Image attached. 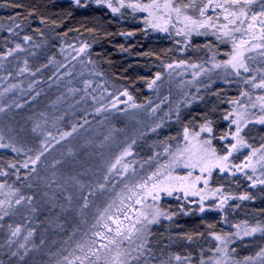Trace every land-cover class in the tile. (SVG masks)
I'll list each match as a JSON object with an SVG mask.
<instances>
[{
  "label": "trees",
  "instance_id": "16d2710c",
  "mask_svg": "<svg viewBox=\"0 0 264 264\" xmlns=\"http://www.w3.org/2000/svg\"><path fill=\"white\" fill-rule=\"evenodd\" d=\"M197 1L196 8L186 10L187 14L194 18H199ZM180 2L187 4L189 0H180ZM81 4L83 6H77L73 0H0V78L5 79L8 85L15 83L17 88L22 83L21 90L24 94L20 99L24 104L35 105V122L40 118L38 112L42 110L41 108L56 102L61 96L63 87L70 91L76 89L86 92L87 105L92 104L97 97L103 99L100 97L102 92L114 98L122 97L121 93L124 90L132 96L133 102L145 104L154 98L155 89L162 85L161 80L166 78L167 64L181 60L206 64L213 53L216 54L220 46L224 45V42L216 40L212 35L193 34L190 45L185 48L183 36H176L170 28L167 33L151 28L144 23L146 18L144 14L133 12L128 8L113 14L110 8L98 5L95 0H81ZM260 10V0H257L251 6V12ZM212 17L216 20L214 16ZM217 23L225 22L218 20ZM89 29L92 31H88ZM129 32L134 35H121ZM25 36L31 39L26 41ZM177 40L181 43L177 44ZM84 43L90 46L84 53H73ZM230 43L229 41L226 44ZM205 44H210L211 48H205ZM17 45H20V49H17ZM67 51L70 55L66 53ZM157 73L161 74V79L149 88L148 83ZM242 75L245 74L241 71ZM241 76L239 80L235 78L237 76H233L226 81L233 80L232 82L238 85L241 83H239ZM86 83L90 86L86 87ZM242 84L241 90H246L247 87ZM222 85L220 78L211 77L201 80L199 88ZM168 92L166 91L165 95L159 93V101L171 95ZM190 96L193 94L190 93ZM15 97L17 101L20 96L15 95ZM206 101H210V98L206 99L205 103L197 102L185 110L181 109L180 114L185 113L190 117L200 118L201 121L211 119L214 144H216V139L222 135L221 131L225 130L223 129L225 124L222 113L216 111L218 104L210 103L213 106H208ZM13 103L14 101L11 102ZM91 104L87 107H91ZM21 111V115L17 113L13 117V122L32 119L33 114L29 106H25ZM81 116L78 115L77 119ZM87 116L92 118L89 114ZM182 120L177 121L179 127L185 125ZM17 126L15 123L14 126L11 125L12 133L16 137H18ZM140 140L136 143V147L143 148L144 145ZM11 142L14 146L17 145L15 140ZM4 150L10 155L11 160L0 166V172L7 173L0 175V184L5 185L3 188L5 190H9L10 186L13 197L10 214L0 220V264H42L23 249L29 246L31 239L29 232L32 233V240L35 239L37 229L40 231L42 226L49 224V221L61 210L57 206H52L49 201H45L49 200L46 198L49 195L45 196V194H41L43 199L38 202L21 201L19 205L15 204L19 196L36 197L39 185L30 178L32 165L28 163V167L23 168L20 161L24 159L25 154L29 156V151L15 154L11 148ZM137 159L147 160L146 157ZM10 164H15L16 167H9ZM244 179L236 181L229 176L218 181L213 179V186L222 188L225 195L238 197L247 192L254 197L245 201L229 199L225 212L219 215H214L215 212L201 215L199 209L195 207H184V212L188 213L185 215L176 206L162 205L163 210L177 215L172 220L160 221L149 231L148 246L152 249V255L147 258L151 260V264H160L161 260L168 261L169 257L176 254L182 257L191 254V264H199L201 256L207 258L211 252L209 251L212 249L210 233H223L221 230L223 225L227 233L232 228L230 232L232 233L233 225L245 221L249 225L258 221L264 223V187L248 188L247 184H244ZM17 189L18 192L15 191ZM9 225L13 228L20 226L21 232L15 237L11 236ZM208 225L214 227L209 228ZM67 231L69 232L70 229L67 228ZM200 233L203 235H198ZM23 234L27 237L26 245L25 242L20 244ZM185 234L192 235L193 241L188 242L183 239ZM10 239L11 244H9ZM21 245L25 246L21 247ZM262 247H264V236L259 233L240 240L234 239L229 246L230 249H235L233 255L239 260H243L246 256H254ZM13 252L17 255H12ZM20 256H23V259H20ZM144 259L145 257H141L138 264H144Z\"/></svg>",
  "mask_w": 264,
  "mask_h": 264
},
{
  "label": "rangeland",
  "instance_id": "374dc122",
  "mask_svg": "<svg viewBox=\"0 0 264 264\" xmlns=\"http://www.w3.org/2000/svg\"><path fill=\"white\" fill-rule=\"evenodd\" d=\"M125 2H128V0H125ZM132 2H135V0H132ZM204 2L206 3L207 0H204ZM113 3L118 6L116 0H113ZM197 3L199 8L201 0H198ZM137 12L147 17V13ZM255 12L258 13L259 11ZM206 15H212L215 18L219 16L220 21L226 22L224 20L225 13L221 9L213 11L209 8ZM177 27H182V25L177 24ZM169 28L175 32V29L171 28V26ZM256 32L259 35L258 26ZM235 36L240 39L242 33L239 32ZM243 38L250 39V36L245 34ZM256 43H260V41L257 40ZM223 44L215 54L216 63L228 59L225 53L231 52V43L229 45ZM78 49L73 53L78 52ZM261 51L264 50L257 48L247 53L248 56L252 57V59L247 61L251 71L245 73L241 70L245 75L241 76L242 79L239 81L241 83L238 85L236 82H232L233 80L223 82L227 78H233L236 75L230 68L227 70L213 68L212 64L214 61L212 58L207 60L206 64L185 61V65L175 67L177 62L173 64L174 67L172 69H166L168 73L166 78L161 80L162 85L155 89L154 98L145 104H136L133 100H128L126 96H115L112 98L107 93L102 92L100 97L103 99L97 97L92 104L90 103L91 107H87L90 104H86V92L76 89L70 91L63 87L61 96L56 102L41 108L42 110L38 112L40 118L36 122L35 105L32 103V105L29 103L24 104L21 101L22 99H20L22 98L21 95L24 94L23 90H21L23 89L21 87L22 83L19 89L14 82V84L8 85L5 79L1 80L0 78V109H2L0 111V136L3 137L0 143L14 145L11 140H15L17 142L15 147L21 149L19 153L29 151V156L25 154L24 159H20V161L23 165L25 162L30 163L32 169H35V171L31 169L30 178L38 183L39 190H37L38 196H32L31 201L35 203L42 200L41 194L49 195V197H46L49 200L45 201H49L52 206H57L61 210L49 221V224L42 226L40 231L37 229L33 240L31 233L29 246L23 250H26L34 259L37 258L42 264H58V262L63 261L65 256H69L72 259L73 257L70 254L73 252H75V255H80L76 250L77 243L90 239L96 240L97 245L107 242L100 237L93 236V232L105 231L102 227L104 221L93 228V225L96 224L97 219L101 213H104L105 209H108L107 215L120 217L125 225L129 224L128 220H124L125 212L134 219L136 209L144 210L142 205L135 204V200L139 197L133 193L139 192L140 189L134 186L142 183L152 172L156 171L158 165L166 163L170 158L169 153L175 151L178 145L183 146L185 127H188L191 131H199V125L204 122L200 118L190 117L185 113L180 114V110H185L197 102L205 103V100L210 98V101H206V104L208 106H213L210 103L218 104L216 111L220 114L222 113L223 119V116L228 111L236 107L226 101L239 98L243 103L248 102L247 97H241L242 91H248L253 101H255L256 96L264 94V89L253 88L251 84L244 83V78L256 77V82H259L262 73L258 70H264V56L260 55ZM66 53L68 54L69 51ZM190 64H198L206 70L211 69V71L200 73L194 78L193 73L199 72V69L188 67ZM211 77L220 78L223 85L206 89L199 88L201 80ZM235 78L239 80L238 78L240 77ZM242 83L247 87L246 90H241L243 87ZM166 91H169L168 93H171V95L159 101V93L160 95H165ZM190 93L193 96H190ZM213 93H219V95H213ZM15 95L17 97L20 96L19 100L15 101ZM77 98L79 99L76 100ZM9 99L10 101H8ZM12 101H14L13 104H11ZM133 104L140 107H132ZM9 105H12V107L8 108ZM25 106H29V110L33 114L32 119L13 122V117L17 113L21 115V109ZM177 111L179 116H177ZM247 112L249 113L248 119L253 122L248 123L246 127H243L242 123L243 131L241 135L244 136L246 142L252 148H260L261 145H264V125L254 122L255 118L261 115L260 110L258 107L254 109L249 106ZM80 114L82 116L77 119ZM87 114L92 116V118L87 116ZM181 119H183L182 121L185 125L179 127L177 121ZM14 123L18 125V137L12 133L11 125L13 124L14 126ZM223 123L225 124L223 129L225 130L221 131L222 135L227 131H234L235 125H232L231 128L229 127L230 120H223ZM157 125L160 126L157 127ZM33 129L36 130L33 131ZM153 129L155 130L153 131ZM66 133L68 135H65ZM208 135V133H201L202 138ZM219 137L215 141L216 144H214V139L212 144L220 154H224L225 146L234 141H231L230 138L221 141ZM139 140L144 145L143 148L136 147V143ZM129 145H131V154L122 156V153ZM166 148H168V152L165 151ZM14 153L17 154L18 152ZM40 153H43L40 155V159L33 164L31 161ZM250 153L251 148H242L240 152L233 153L230 161L237 165L243 164L245 157L250 155ZM259 155L260 153H257L256 157L252 158V162L256 167L255 174L252 173L250 168L244 170L248 175H253V179H264L261 176L264 168L259 163H256ZM136 157H146L147 160L140 161ZM118 158H120V163H116ZM10 160V155L5 152L4 148H0V166ZM114 164L115 168L110 172L109 169ZM125 165H127V171H125ZM187 171L189 169L178 167L175 168L173 174L185 175ZM244 172L230 175L228 172L220 173L215 170L210 181V188H216L213 186V179L218 181V179L226 176H229V178L233 177L236 181H242V178H245L244 184H247L248 188H253L250 186L252 181L246 178ZM196 174H199L198 169L194 172V175ZM101 184L104 185L103 188L99 187ZM258 186L264 187V185L257 184L255 188ZM130 188L133 191L130 192ZM69 196L71 197L70 202L67 199ZM177 196L181 198L177 199ZM12 197L9 190L0 189V200H11ZM85 197H87V207H84ZM128 197H132V199H128ZM198 199V197H189V201H198ZM218 200L219 194L215 198H211L209 194V198L205 200V206H214ZM146 203L156 204L160 208H162V205L176 206L179 211H181L182 206L183 209L184 207L199 209L198 203L185 201L182 193H174L173 196L161 194V199L155 202L151 200V197H148ZM228 203L229 200L223 211L213 210L205 211L204 213L215 212L214 215H219L221 212H225ZM110 204L112 207L108 208ZM200 214L202 215L203 213ZM160 221L168 220L161 217ZM107 222L111 224V220ZM158 224L149 225V231ZM243 224L240 223L238 225L243 226ZM112 227L115 228V225H112ZM224 227L225 225H223L221 230L223 233H227ZM54 228L57 229L54 230ZM67 228L70 229L69 232ZM231 231L232 228L228 232L230 233ZM237 231L241 232L242 238L233 236V240L251 237L243 236L242 227L241 229L234 227L232 233ZM25 237V234L21 236L20 244L26 241ZM210 243H212V251L209 256H213L218 242L211 236ZM123 246L127 247L128 242L125 241ZM170 264H177V262H170Z\"/></svg>",
  "mask_w": 264,
  "mask_h": 264
},
{
  "label": "snow or ice",
  "instance_id": "6c2138e0",
  "mask_svg": "<svg viewBox=\"0 0 264 264\" xmlns=\"http://www.w3.org/2000/svg\"><path fill=\"white\" fill-rule=\"evenodd\" d=\"M98 5H105L110 8L113 14L120 13L121 9L128 8L133 12H143L147 13V17L144 19V23L151 28L162 31L169 32V26L175 29L176 36L184 37V45L187 48L191 43V37L193 34L197 36H208L212 35L216 40L228 43L231 42V52L225 53L228 59L216 63L215 53H213V68L231 69L237 77L241 76V70L247 73L251 69L247 63L252 57L248 56L247 53L259 48L264 50V0H260L261 10L257 12H251V6L257 2V0H201V4L198 8L199 18H194L192 15L187 14V9L196 8V0H189V3H181L180 0H116L118 6H115L113 0H95ZM77 6H83L81 0H74ZM18 7V5H17ZM211 8L213 11L216 9H221L225 15L223 24L217 23L219 16L216 20H213L211 15H206L208 9ZM251 13V14H249ZM174 14V16H173ZM175 17V19H174ZM44 21H41L43 23ZM177 24L182 25V27H177ZM247 24L245 28L244 25ZM238 25V26H237ZM259 27V35H257L256 29ZM88 31H92L89 29ZM242 33V37L237 39L234 35L235 33ZM250 36V39H244L243 35ZM121 35L132 36L134 33H121ZM24 39L27 41L31 37L25 36ZM259 40L260 43H256ZM177 44L181 41L177 40ZM20 49V45L16 46ZM90 46L87 43L82 44L78 49L79 53H84ZM205 48H211L210 44H205ZM183 50V49H182ZM11 51L9 52V55ZM261 56H264V51L260 52ZM185 65V61H179L175 67H180ZM173 64H167L166 68L172 69ZM188 67L199 69V72H194L193 77L200 75L205 71H211V69H204L203 66L198 64H190ZM261 71V76L259 82H256V77L244 78V83L251 84L253 88L264 89V70ZM231 74V73H229ZM161 79V74L157 73L155 78L148 83V87L151 88L157 80ZM228 82V81H225ZM90 86L86 83V87ZM199 91V89H198ZM121 95L126 96L128 100H132V96L127 90H124ZM213 95H219V93H213ZM241 97H247L248 102L243 103L241 99H231L226 101L231 105L236 107L231 111H228L224 116L223 120L229 121L231 128L235 125L234 131H227L219 137L221 141L228 140L234 141L225 146L224 154H220L216 147L213 146L212 140L215 138L213 134V121L211 119H205L203 123L199 125V131H191L188 127L184 128L183 146H177L176 150L169 153L170 158L166 163L157 166L156 171L143 180L142 183L135 185L140 189L139 192H134L133 194L139 198L135 200V204L143 206L144 210L136 209L135 218H131L124 213V220H128L129 224L125 225L124 221L120 217H113L107 215L108 209H105L104 213L100 214L93 228L100 225L102 221V227L105 231L93 232V236L100 237L102 240H106V243H100L97 245L96 240H85L82 243H77L76 250L80 255H75V252L69 256H65L62 262L58 264H138L141 257H145L144 264H151V260L148 256L152 255V249L148 246L150 235L148 226L152 224H157L160 222V218L163 217L166 220H172L177 213H169L156 204H147V198L151 197L152 201H159L161 199V194L167 196H173L174 193H182L183 199L190 203L199 204V212L204 213L205 211H223L225 205L229 199H238L241 201L252 200L254 197L250 193H244L238 197H230L224 195L222 188H210V181L213 176V172L218 170L220 173L228 172L230 175H235L237 172H244L245 169H251L252 173L255 174L256 167L252 162V158L256 157L257 153H260L256 163H259L262 168H264V145L260 148H252L241 135L243 127H246L248 123L253 121L248 119L249 113L247 109L249 106L251 108H259L261 115L255 118V123L264 125V94L258 95L253 101L251 94L248 91H242ZM224 102V101H221ZM132 107H140L139 105L133 104ZM2 111V109H0ZM155 111V109H153ZM177 116L179 113L177 111ZM243 123V127H242ZM160 125H157L159 127ZM39 127V126H37ZM36 129H33L35 131ZM75 131V129H73ZM155 129H153L154 131ZM201 133H208L207 137H201ZM65 135H68L67 133ZM3 137L0 136V140ZM174 139V138H173ZM134 143V142H133ZM0 148H11L13 152H19L14 145L0 143ZM242 148H251L250 155L245 157V162L243 164L237 165L230 161L233 153H238ZM131 145L124 150L122 156H128L130 152ZM168 152V148L165 149ZM40 153L31 162L35 164L37 160L40 159ZM31 159V158H30ZM120 158L117 159L116 163H120ZM9 167L15 168V164H10ZM23 167H28V162H25ZM125 171H127V165L124 166ZM183 167L184 169H189L185 175L173 174L175 168ZM115 168V164L111 166L109 171ZM199 170V174L194 175L196 170ZM35 171V169H32ZM234 170V171H233ZM246 178L250 181L251 187L255 188L257 184L264 185V179H253V175H248L244 172ZM0 175H7L5 172H0ZM261 176L264 177V171L261 172ZM79 183V181H77ZM5 187L4 184H0V189ZM103 188L104 185H99ZM127 187V186H126ZM10 194L12 192L9 186ZM18 192L19 190H15ZM133 191V189H129ZM215 198L219 194V200L214 206H205V200L209 198ZM189 197H198L197 200L189 201ZM180 199V196L176 197ZM69 202L71 197H67ZM84 207L88 206L87 197L84 198ZM132 199V197H128ZM32 197L19 196L15 200V204L19 205L21 201H27L30 203ZM7 205V206H6ZM12 207L11 200H0V220H3L5 216L10 214L9 209ZM110 204L108 208H111ZM239 207V205H236ZM35 210V209H33ZM123 211V209H121ZM181 211L184 212L183 206ZM187 215V212H184ZM111 220V224L107 221ZM226 222V221H225ZM115 225V228L112 227ZM209 228L214 227V225H208ZM237 229H241L243 236H254L259 233L264 236V223L257 222L255 225H249L247 221L244 222L243 226L233 225ZM11 229V236L15 237L21 232L20 226L15 228L9 225ZM31 235V232H29ZM198 235H203L200 233ZM213 238L218 242L215 249L214 255L209 256L207 259L201 256L199 264H264V247L254 256H246L243 260L236 259L233 255L235 249H230L229 244L233 242V236L241 237V232L236 233H210ZM242 238V237H241ZM27 239V237H25ZM188 242L193 241L192 235H187L183 237ZM128 242V246L124 247V242ZM11 239L9 244H11ZM21 247H24L21 245ZM212 251V249H209ZM12 255H17L13 252ZM23 259V256H20ZM175 260L177 264H191L192 257L191 254L188 256H181L176 254L173 257H169L168 261L161 260L160 264H170L171 260Z\"/></svg>",
  "mask_w": 264,
  "mask_h": 264
}]
</instances>
